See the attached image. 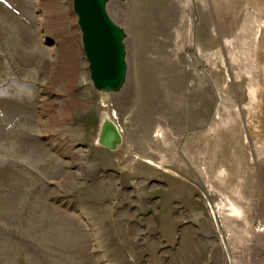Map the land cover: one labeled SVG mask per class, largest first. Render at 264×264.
<instances>
[{
  "label": "rangeland",
  "instance_id": "1",
  "mask_svg": "<svg viewBox=\"0 0 264 264\" xmlns=\"http://www.w3.org/2000/svg\"><path fill=\"white\" fill-rule=\"evenodd\" d=\"M73 4L0 0V264H264L237 237L264 211L228 172L264 163V0H105L117 88L91 80ZM106 117L117 150L99 144Z\"/></svg>",
  "mask_w": 264,
  "mask_h": 264
},
{
  "label": "water",
  "instance_id": "2",
  "mask_svg": "<svg viewBox=\"0 0 264 264\" xmlns=\"http://www.w3.org/2000/svg\"><path fill=\"white\" fill-rule=\"evenodd\" d=\"M84 53L90 64L91 80L98 88H117L126 81L122 31L110 20L103 0H74ZM99 144L117 150L122 134L112 122L103 123Z\"/></svg>",
  "mask_w": 264,
  "mask_h": 264
},
{
  "label": "crops",
  "instance_id": "3",
  "mask_svg": "<svg viewBox=\"0 0 264 264\" xmlns=\"http://www.w3.org/2000/svg\"><path fill=\"white\" fill-rule=\"evenodd\" d=\"M263 168H264L263 162L257 163L255 161V163L252 164L251 161L246 159L242 163V165L236 167V169H231L228 171L232 175L235 174L237 180V195H238L236 201L237 204L240 205L241 208L245 204H251L253 209L257 210L258 216L261 215V209L264 211V178L261 176V171L263 170ZM232 186H233V181L232 183L230 182L228 184V187H232ZM184 205L188 206V203L184 202ZM168 206L169 203L164 202L163 212L160 214V216L158 215V219L162 220V222L164 223L163 224L164 226L162 228V232H163L162 234L164 236L165 241L171 246L172 243H174V236H175V233L172 230H174L175 228L174 224L178 221V219L174 216V212L172 210H168L170 209ZM202 218L203 217L201 213L195 212L194 217L192 219L193 221H197V220L202 221ZM242 218H245L244 215L242 216ZM199 226H201V222L199 223ZM199 232H203L201 228L199 229ZM202 235L207 236V232L205 231ZM249 236H251L253 240L255 241L257 240L258 246L256 244H250ZM237 237L240 239L242 243L243 253L251 252L253 254L257 253V256L262 255L261 248L264 250V234L257 233L255 227L250 230L249 235L245 234L243 228L242 232H240ZM232 249L235 250L234 248L231 247V251ZM207 251L213 252V249L210 250V247H207ZM213 258L215 257L211 256L212 260H210V262H212V264H221L220 260L218 261V259H213ZM249 262L250 259H246L244 256L241 257L238 255V257L236 258V264H248Z\"/></svg>",
  "mask_w": 264,
  "mask_h": 264
},
{
  "label": "bare ground",
  "instance_id": "4",
  "mask_svg": "<svg viewBox=\"0 0 264 264\" xmlns=\"http://www.w3.org/2000/svg\"><path fill=\"white\" fill-rule=\"evenodd\" d=\"M104 1V3H105V0H103ZM68 53V52H67ZM76 55H77V52H71L69 55H68V59H73L74 58V60H75V58H76ZM74 62V61H73ZM68 64H70L69 65V69H66L65 71H61V73H59L60 75H59V77H58V80L59 81H62V82H65V83H67V84H70L72 81H71V78H72V75L74 74V72H75V67H74V64L72 63H69L68 62ZM73 72L72 74L70 73V72ZM71 86V85H70ZM113 117L117 120L118 119V115H113ZM106 121H112L110 118H108V117H106V119L104 120V122H106ZM119 128V130H120V132H122L123 130L120 128V127H118ZM123 133V132H122ZM160 134L161 133H159V132H157V134L155 135V136H157V137H159L160 136ZM163 135V134H162ZM109 150V149H108ZM210 205V204H209ZM210 208H212L211 206H210ZM213 210H212V214L217 218V214H218V210H216V208H212ZM231 210H235V207L233 208V207H231L230 208Z\"/></svg>",
  "mask_w": 264,
  "mask_h": 264
},
{
  "label": "built area",
  "instance_id": "5",
  "mask_svg": "<svg viewBox=\"0 0 264 264\" xmlns=\"http://www.w3.org/2000/svg\"><path fill=\"white\" fill-rule=\"evenodd\" d=\"M256 231L259 233V234H264V224H261V223H259L258 225H257V228H256ZM227 239L224 237V236H222V243H223V245H224V248H225V250L228 252L229 250H228V246H227Z\"/></svg>",
  "mask_w": 264,
  "mask_h": 264
}]
</instances>
